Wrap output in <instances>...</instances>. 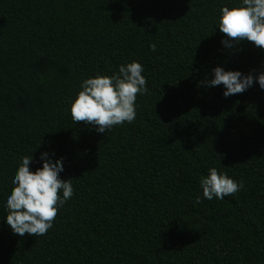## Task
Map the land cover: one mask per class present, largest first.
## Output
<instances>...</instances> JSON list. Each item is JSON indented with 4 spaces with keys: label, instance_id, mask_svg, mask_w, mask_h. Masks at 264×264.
Here are the masks:
<instances>
[{
    "label": "trees",
    "instance_id": "16d2710c",
    "mask_svg": "<svg viewBox=\"0 0 264 264\" xmlns=\"http://www.w3.org/2000/svg\"><path fill=\"white\" fill-rule=\"evenodd\" d=\"M238 2L0 0V264H264V90L202 83L216 66L264 71L252 42L221 44L220 8ZM133 60L134 121L74 122L82 80ZM45 150L73 195L45 235L20 236L4 198L20 158ZM211 167L243 187L203 198Z\"/></svg>",
    "mask_w": 264,
    "mask_h": 264
},
{
    "label": "clouds",
    "instance_id": "9594fccd",
    "mask_svg": "<svg viewBox=\"0 0 264 264\" xmlns=\"http://www.w3.org/2000/svg\"><path fill=\"white\" fill-rule=\"evenodd\" d=\"M218 29L224 34L221 44L231 48L242 41L264 51V0H239L233 6H222L218 16ZM155 51V45L150 46ZM141 63L133 60L119 65L118 72L111 76L97 73L83 79L80 90L70 105L74 122L83 121L97 133H105L113 126L131 123L136 118V97L146 91V79L142 75ZM264 90V71L255 75L239 70H225L222 66L212 69V77L202 82L207 87L223 85L224 98L242 93L253 86V82ZM63 157L41 151L38 158L22 156L11 176L12 188L4 198L7 215L6 224L14 234L43 236L52 228L57 211L73 195L71 179H62ZM39 164L34 170L30 164ZM202 196L212 200L238 192L243 183L235 181L217 168L208 169L199 180ZM197 196L195 203H200Z\"/></svg>",
    "mask_w": 264,
    "mask_h": 264
}]
</instances>
